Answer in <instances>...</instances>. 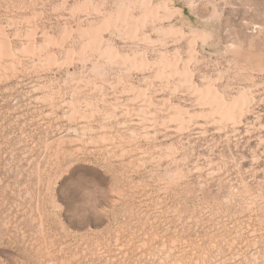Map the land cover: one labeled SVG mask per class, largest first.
Wrapping results in <instances>:
<instances>
[{"label": "rangeland", "instance_id": "obj_1", "mask_svg": "<svg viewBox=\"0 0 264 264\" xmlns=\"http://www.w3.org/2000/svg\"><path fill=\"white\" fill-rule=\"evenodd\" d=\"M0 264H264V0H0Z\"/></svg>", "mask_w": 264, "mask_h": 264}, {"label": "bare ground", "instance_id": "obj_2", "mask_svg": "<svg viewBox=\"0 0 264 264\" xmlns=\"http://www.w3.org/2000/svg\"><path fill=\"white\" fill-rule=\"evenodd\" d=\"M210 89H211L210 87L205 88V95L209 94ZM201 91H202V90H201ZM239 102H241V95H239V96L233 98L232 103H231V106L233 107V106H235V105H236L237 103H239ZM223 104H224V101L222 102L221 105H223Z\"/></svg>", "mask_w": 264, "mask_h": 264}]
</instances>
